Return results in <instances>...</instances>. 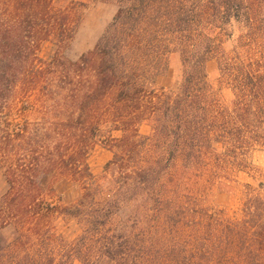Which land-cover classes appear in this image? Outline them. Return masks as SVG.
Instances as JSON below:
<instances>
[{
	"label": "trees",
	"instance_id": "trees-1",
	"mask_svg": "<svg viewBox=\"0 0 264 264\" xmlns=\"http://www.w3.org/2000/svg\"><path fill=\"white\" fill-rule=\"evenodd\" d=\"M103 1L116 10L94 47L44 61L41 43L67 47L84 3L0 0V264H264L263 193L244 185L230 218L171 174L178 164L226 178L264 149V0ZM174 53L176 87H158ZM210 60L228 105L208 80ZM97 143L111 152L100 177L87 161ZM44 176L68 181L75 201L57 203ZM55 217L74 220L78 236L57 234Z\"/></svg>",
	"mask_w": 264,
	"mask_h": 264
},
{
	"label": "rangeland",
	"instance_id": "rangeland-1",
	"mask_svg": "<svg viewBox=\"0 0 264 264\" xmlns=\"http://www.w3.org/2000/svg\"><path fill=\"white\" fill-rule=\"evenodd\" d=\"M84 3L83 21L78 28L73 39L64 49H58L56 44L47 41L42 42L37 52L38 57L44 61H49L55 54H58L65 61H74L82 54L91 50L100 36L105 31L111 21L116 7L112 3L103 0H78ZM238 30L233 28V35L230 38H224L222 47L226 53H230L236 44ZM264 61V54L262 57ZM180 70L179 55L174 53L168 57V71L165 75L158 77L156 84L165 89L176 87L177 77ZM207 77L213 87L219 102L228 105L232 100L231 91L221 84L218 80V71L215 60H210L206 66ZM36 117V112L30 110L27 114L29 120ZM140 134L150 135L151 130L148 124L142 123L138 127ZM114 137L121 135L118 131H112ZM111 158V152L102 146L101 143L95 144L88 156V165L91 171L98 177L103 173L105 163ZM247 167L245 170L230 172L228 177L219 173H200L192 176L183 171L178 164L171 171L172 176L179 181V190L184 193H193L195 198L199 199V204L211 211H222L224 215L230 218H238L241 213V205L246 191L244 185L249 184L252 189L264 194V149L258 148L252 151L247 158ZM44 188L52 186L56 202L62 205H68L75 201L78 196V190L66 180H54L50 176H44L41 179ZM191 187V188H190ZM193 188V189H192ZM6 184L2 177V166L0 165V195L5 191ZM52 226L57 234H60L66 241H72L80 233L79 227L72 219H63L55 217L52 219ZM8 235L10 231H3ZM158 264L159 260H155ZM72 264H81L74 260Z\"/></svg>",
	"mask_w": 264,
	"mask_h": 264
}]
</instances>
